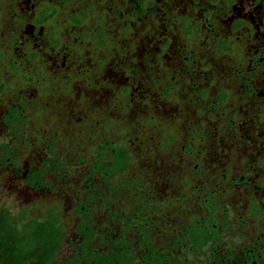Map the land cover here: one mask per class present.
I'll return each instance as SVG.
<instances>
[{"label":"flooded vegetation","instance_id":"af4514ba","mask_svg":"<svg viewBox=\"0 0 264 264\" xmlns=\"http://www.w3.org/2000/svg\"><path fill=\"white\" fill-rule=\"evenodd\" d=\"M70 1L79 0L15 1L14 5L21 12L24 11L22 4L27 6V13L18 17L24 19L25 25L16 35L20 43L17 47L26 48L30 43L29 49L37 52L38 60L33 62L36 66L31 71V79L36 83L49 84L50 80L49 74L44 76L47 66L41 61L45 47L40 45L41 39L46 40L51 52L61 49L67 61L74 57L71 52L77 44L84 43L76 33L77 29L72 27L70 39L62 37V46L56 48L47 24L38 23L40 7L68 5ZM114 1L128 5V11L114 8L117 18L126 16L128 31L133 33L134 23L143 21L146 31L154 37L153 45L148 47L147 69H156L153 74H158L164 82H186L204 87L206 99L209 92L204 85L219 86L207 102V111L212 118L232 113L229 108L237 95L248 103L249 100L261 101L256 112L248 113L256 116L255 131H264V125L262 129L257 125L264 121V0ZM104 29L107 31L100 26L99 30ZM59 35L62 36L60 32ZM169 52H177L174 64L169 62ZM33 88L38 91L37 87ZM221 93L226 95L223 111L212 105ZM194 94L199 101L198 92ZM7 111H3L1 119L5 127ZM228 124L231 126L234 120L230 119ZM6 144L0 141V171L10 170L12 178L20 180L25 187L20 191L23 201L16 213L0 208L2 218L12 221L20 235L15 247H8L7 236L1 237L0 264H264V224L258 226V233L251 241L247 232L249 219L256 224L264 218L263 172L260 177V171L264 170L262 157L249 162L256 170L253 177L234 173L232 167L228 168L230 173L221 174V179L230 181L232 186L250 188L251 200L248 215H238L234 222L230 211L234 209L237 213L239 205L224 204L226 199L219 192L222 205L218 207L215 224L207 221L213 214L211 203L216 196L215 188L194 184L195 175H204L201 168L198 171L199 164L195 165V175H166L158 195L151 188L156 186L155 183L148 188L142 183V180H148L147 176L140 178L126 173L106 181L104 174L89 173L82 190L75 191L66 203L59 195L54 200L53 195L59 193L55 185L59 183L50 177L54 175L58 181L67 175L58 176L53 170H45L53 158L45 157L39 166L23 167L15 164L11 156L3 158L6 152L2 146ZM126 178L133 183L127 185ZM173 180L176 188H173ZM255 182L260 184L252 189ZM67 185L64 182V186ZM39 226L48 227L51 232L45 243H39L34 237H23L30 232L33 234ZM200 227L208 234L201 250L191 235L192 228ZM231 231L248 241L232 243ZM215 232L220 236L217 239Z\"/></svg>","mask_w":264,"mask_h":264},{"label":"rangeland","instance_id":"374dc122","mask_svg":"<svg viewBox=\"0 0 264 264\" xmlns=\"http://www.w3.org/2000/svg\"><path fill=\"white\" fill-rule=\"evenodd\" d=\"M15 1L0 0V50L5 52V56L0 60V85L11 82L16 76L8 71L9 57L13 56L18 62H23L30 71H34L36 66V63L28 59L30 43L28 48H19L14 44L16 35L20 34L25 25L24 19L19 20L18 17L27 13V6L23 3L24 11L21 12L17 5H14ZM116 7L128 11L127 4L114 0H79L59 6L60 12L53 25L66 40L73 34L72 26L65 23L66 15L79 9H90L89 19L76 30V33L85 34L88 40L81 46L77 44L71 52L74 57L69 61L64 59L61 49L51 52L46 40H40V45L45 46L42 49L41 61L47 66L45 75L49 74L50 79L49 84H43L46 92L40 93L31 86H18L14 89L6 87L4 91H0V141L10 144V156L15 164L23 167L39 166L45 157L53 158L56 162L53 172L58 176L67 175V178L58 181L54 175H50L56 184L59 183L58 186L55 185L59 193L53 197L56 200L58 195L62 196L67 203L66 199H71V195L77 190H82L87 182L85 176L90 173V166L96 160L103 140L128 143L134 134L137 138L132 141L131 150L135 157L129 174L140 178L147 176L148 180H142V183L147 188L155 183L156 186L151 188L156 191V195L166 175H195V165L199 164L200 172L204 175H195L194 184L202 188H218L224 195L223 199H226L224 204L226 202L228 205H239L237 213L233 212L234 209L230 211L234 222L238 220V215L247 216L251 200L250 188L232 186L230 181L221 179V174L230 173L228 168L232 167L234 173L255 176L256 170L252 169L249 162L258 157L264 158V146L259 145L264 144V131H255L256 127L253 125L256 116L248 112H256L255 108H258L261 101L249 100L248 103L237 95L229 108L232 113L212 118L207 111V102L214 97L219 86L204 85L208 89L209 97L201 102L197 100L196 94L192 93L195 89L186 82L180 83L178 101L163 100L148 86L152 84L147 74L155 77L153 72L156 69H147L145 66L150 55L148 47L153 45L154 37L146 31L143 21L134 23L133 33L128 31V28H125L128 20L126 16L116 17ZM100 26L107 28L108 35L105 36L104 46L97 45L98 38L94 33ZM168 54L169 62L174 64L177 52ZM80 72L83 74L80 75ZM125 86H138L134 89L132 87L133 94L138 93V89H143L144 96L151 97L149 103H143L144 100L132 102L126 98L122 92ZM187 91L193 96H186ZM17 92L25 99L23 108L28 120L24 123L23 132L18 131L10 135L8 126L5 127L1 119L4 110L18 103L15 98ZM190 98L194 100L191 104L188 102ZM198 106L204 109L200 112ZM150 113L159 116V123L170 124L172 131L167 129L166 133L165 126L163 128L161 125H143V120H146ZM230 119L234 120L231 126L228 124ZM257 125L262 129L264 121ZM190 126H201L203 129L195 139L196 152L192 154L184 150L193 135ZM171 134L176 137L173 142L169 140ZM126 135L128 140H125ZM51 142L55 144L52 153L49 152ZM162 142L165 147L159 146ZM103 150L108 159L109 151L106 148ZM262 172L264 173V170L260 171L261 178ZM64 182L68 185L64 186ZM173 183V188H176V181L173 180ZM257 184L260 183H253L251 188L257 187ZM24 187V183L20 184V180L12 178L10 170H1L0 208H7L16 213L23 201L20 191ZM42 197L53 199L52 196ZM253 221L249 219L250 227L247 232L250 241L258 233V226L264 224V218L256 224L252 223ZM229 236L232 243L248 241L233 231Z\"/></svg>","mask_w":264,"mask_h":264},{"label":"trees","instance_id":"16d2710c","mask_svg":"<svg viewBox=\"0 0 264 264\" xmlns=\"http://www.w3.org/2000/svg\"><path fill=\"white\" fill-rule=\"evenodd\" d=\"M60 12V8L57 4H54L53 6L47 5L45 4L44 6L40 7L37 15H38V23L40 24H47V28H49L52 31V35L51 40L53 41V45L54 47L58 48L60 46H62V36L59 35L60 31H57L56 28L53 25V21L56 20L58 14ZM90 17V9H80L79 11L75 12V13H68L66 15V21L65 23H67L68 25H71L74 28H79L82 24H84ZM100 27H97L95 29V35L98 38L97 41V45L100 46H104L105 45V36H107V31L106 29H104L103 31L99 30ZM80 35L81 39L88 40L87 36L85 34L82 33H78ZM15 41L14 44L18 45L19 43V38L16 36L15 37ZM89 43V42H88ZM7 55H9V53L7 52ZM5 56V53L0 51V60ZM28 59L29 61L36 62L38 60V55L37 52L32 51L29 49L28 51ZM7 68L8 71H11V73H15L16 76H14V78L11 80V82H7L5 84L0 85V91H4L6 89V87H9L10 89H14L17 88L18 86H20L21 88L27 87V86H31V87H37L38 88V92L40 93H45L46 92V88L44 87L43 83L39 82L36 83L34 81H32V75H31V69H28L26 67V65L23 62H18L16 60L15 57H9L8 62H7ZM81 75V74H80ZM45 77L47 75H44ZM155 77H151L149 79V81H151L150 83L152 85L151 86L152 90H154V93L159 94V97H161L163 100L164 99H168L171 101H178V95L180 92V83H177L175 81H162L159 78V75H154ZM17 83V84H16ZM19 83V84H18ZM191 85V84H190ZM67 87L68 84H67ZM133 89L138 87V86H132ZM132 87L130 88L129 86H125L122 90L123 95L126 98H129L132 102H140V100H144L143 103H149L151 97L150 96H144L143 94V89H138L139 92L138 93H134L133 94V89ZM191 88L195 89V92H198L199 95V101L204 102L206 100V96H207V91L204 87L202 86H194L191 85ZM141 93V94H140ZM194 93V92H192ZM191 92L187 91L186 92V96H193ZM191 96V97H192ZM23 96L20 93H15V98L17 99L18 103L17 104H13L11 106L8 107V111L6 113V117H5V122L9 128L10 131V135H13L14 133L21 131L23 132L24 129V123L28 120V116L25 114L26 110L23 108V104L25 102V99L22 98ZM144 97V98H143ZM149 97V98H148ZM180 97V95H179ZM146 98V99H145ZM226 99V95L221 93L219 95V97L212 102V105L214 107H218V109H220L221 111H223V103ZM194 100H192V98L188 99V102L191 104V102L193 103ZM196 101V100H195ZM199 111L201 112L204 107L198 106ZM208 110V109H207ZM159 116L156 113H150L149 116L147 117L146 120H143V125H145L146 127H150V126H159L161 125L163 128L165 126V130L166 133L167 129L171 130L170 124H163V123H159L160 120L158 118ZM169 127V128H167ZM191 132H192V138L189 140V143L185 146L184 150L186 151V153L188 154H192L194 152H196V146H195V139L198 137V134H201L203 132V129L201 128V126H197L196 128H193V126H190ZM197 129V130H196ZM133 139L130 138V140H128V135L125 136V140H128V143L125 142H119V143H115L113 141H109L107 139H104L102 142V145H100V150L96 156V160L94 161V163H92V165L90 166V173H101L104 174L106 176V181L109 180V178H113L115 175L118 174H126L129 173L131 171V167L134 164V153L131 150V144L132 141L134 139L137 138L136 135H132ZM175 135L171 134L169 140L171 142L175 141ZM132 139V140H131ZM162 147H165L163 142L161 145ZM2 147H4L5 149V156L3 158L7 159V157L10 156L11 154V147L9 145H3ZM104 148L107 149V151H109V158L106 159L105 157V153H104ZM55 149V144L54 142L50 143L49 146V152L52 153L53 150ZM198 154V151H197ZM54 155V154H53ZM84 161V159H83ZM55 161L52 162V164H49L48 166H46V169H50V170H54V168H56L55 166ZM44 171V170H43ZM197 171V170H195ZM198 171H200V166L198 168ZM128 178H126L125 183L127 185L133 183V182H129V180H127ZM30 180V178H29ZM238 182V181H236ZM215 194L216 196L213 198V202L212 204V208L213 209V214H212V218L208 219L207 221H212L213 223L216 224L217 222V217H218V212L217 210L219 209L218 207L220 205H222V201H221V196L219 194V189L215 188ZM4 220V221H3ZM49 228L48 227H41L39 226V228L35 229V231L33 232V234L30 232V234L25 235L23 237H34L37 239V241H39V243L43 244L46 242L47 237L50 235L49 233ZM192 232V237H193V242H195V245L201 250L203 248V246H205L207 238H208V234L207 232H205V230H203L201 227L198 229H193L191 230ZM7 236L9 241H8V247H15L17 245V238L20 236L17 232L16 226L14 225V223H12V221H10L8 218L7 219H3L1 214H0V239L1 237H5ZM215 237L216 239L219 238V234L217 235V233L215 232ZM59 247H57L56 249H58ZM158 263V261H157Z\"/></svg>","mask_w":264,"mask_h":264}]
</instances>
